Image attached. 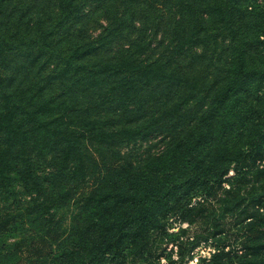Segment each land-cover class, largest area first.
<instances>
[{
    "label": "trees",
    "instance_id": "1",
    "mask_svg": "<svg viewBox=\"0 0 264 264\" xmlns=\"http://www.w3.org/2000/svg\"><path fill=\"white\" fill-rule=\"evenodd\" d=\"M192 196L264 264V0H0V264H158Z\"/></svg>",
    "mask_w": 264,
    "mask_h": 264
},
{
    "label": "rangeland",
    "instance_id": "2",
    "mask_svg": "<svg viewBox=\"0 0 264 264\" xmlns=\"http://www.w3.org/2000/svg\"><path fill=\"white\" fill-rule=\"evenodd\" d=\"M150 148L156 150V146ZM193 198L194 196L186 204H182L180 210L169 211L159 229L151 234L152 239L146 250L149 254L160 255L158 264L165 262V257L160 252H168L170 257H175L177 241H186L192 235L205 233L210 228L216 231L214 236H209L207 242L196 245L191 258L185 264H204L214 249V238L222 239L220 245L223 249L239 247V239L245 235V230L241 227L244 221L222 209L212 196L197 197L196 201Z\"/></svg>",
    "mask_w": 264,
    "mask_h": 264
}]
</instances>
